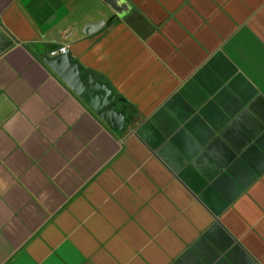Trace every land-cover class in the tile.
<instances>
[{"label":"crops","instance_id":"crops-1","mask_svg":"<svg viewBox=\"0 0 264 264\" xmlns=\"http://www.w3.org/2000/svg\"><path fill=\"white\" fill-rule=\"evenodd\" d=\"M0 264H264V0H0Z\"/></svg>","mask_w":264,"mask_h":264},{"label":"water","instance_id":"water-1","mask_svg":"<svg viewBox=\"0 0 264 264\" xmlns=\"http://www.w3.org/2000/svg\"><path fill=\"white\" fill-rule=\"evenodd\" d=\"M99 23H89L85 31H91ZM42 58L102 119L111 123L115 129H125L130 117L119 104L121 98L108 82L85 68L70 52L45 54Z\"/></svg>","mask_w":264,"mask_h":264},{"label":"built area","instance_id":"built-area-1","mask_svg":"<svg viewBox=\"0 0 264 264\" xmlns=\"http://www.w3.org/2000/svg\"><path fill=\"white\" fill-rule=\"evenodd\" d=\"M65 52H70L71 55L73 56V53L70 49V44L69 43H62L50 50V55H57L60 53H65ZM74 57V56H73Z\"/></svg>","mask_w":264,"mask_h":264},{"label":"flooded vegetation","instance_id":"flooded-vegetation-1","mask_svg":"<svg viewBox=\"0 0 264 264\" xmlns=\"http://www.w3.org/2000/svg\"><path fill=\"white\" fill-rule=\"evenodd\" d=\"M120 98V97H119Z\"/></svg>","mask_w":264,"mask_h":264}]
</instances>
